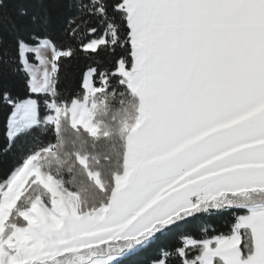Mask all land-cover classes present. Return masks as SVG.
Wrapping results in <instances>:
<instances>
[{
  "label": "snow or ice",
  "instance_id": "6c2138e0",
  "mask_svg": "<svg viewBox=\"0 0 264 264\" xmlns=\"http://www.w3.org/2000/svg\"><path fill=\"white\" fill-rule=\"evenodd\" d=\"M0 264H264V0H0Z\"/></svg>",
  "mask_w": 264,
  "mask_h": 264
},
{
  "label": "trees",
  "instance_id": "16d2710c",
  "mask_svg": "<svg viewBox=\"0 0 264 264\" xmlns=\"http://www.w3.org/2000/svg\"><path fill=\"white\" fill-rule=\"evenodd\" d=\"M223 222H224V221H223V218H218V219H217V223H219V224H223Z\"/></svg>",
  "mask_w": 264,
  "mask_h": 264
}]
</instances>
